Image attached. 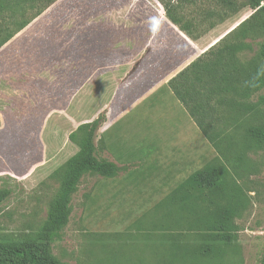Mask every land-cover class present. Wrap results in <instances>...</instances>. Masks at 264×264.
Wrapping results in <instances>:
<instances>
[{
	"label": "crops",
	"instance_id": "obj_1",
	"mask_svg": "<svg viewBox=\"0 0 264 264\" xmlns=\"http://www.w3.org/2000/svg\"><path fill=\"white\" fill-rule=\"evenodd\" d=\"M198 43L157 0H58L0 49V129H39L44 146L65 139L74 157L106 113L97 157L147 166L97 191L159 209L218 156L168 86L204 53Z\"/></svg>",
	"mask_w": 264,
	"mask_h": 264
},
{
	"label": "rangeland",
	"instance_id": "obj_2",
	"mask_svg": "<svg viewBox=\"0 0 264 264\" xmlns=\"http://www.w3.org/2000/svg\"><path fill=\"white\" fill-rule=\"evenodd\" d=\"M14 2L0 1L3 7L0 9V26L12 15ZM191 2L184 4L177 16L182 24L191 22L194 34L202 36L198 40L199 52H206L253 14L246 8L233 16L224 15L217 13L213 0ZM30 16L31 12L18 15L16 22L21 23ZM16 28L10 24L5 33ZM255 52L257 47L245 52L243 60H252ZM243 102L257 104L259 116L242 112L235 127L233 118L236 114L231 110L236 109L211 102L214 113L218 110L216 131L224 134L217 142L221 167L227 170V181L237 183L242 190L244 204L233 220V241L219 258L202 261L203 258L184 257L192 254L201 235L191 230L189 221L178 209H150L129 196L122 198L121 193L117 197H107L97 191L107 179L89 174L82 178L71 197L72 213L68 225L52 245L53 258L61 264H262L264 149L250 141L245 132L248 127L259 124L264 116V90ZM31 126L37 125L32 123ZM65 142L63 139L59 147H48L42 144L39 129L30 132L13 131L8 126L0 129V190L11 192L0 204V241L24 239L42 229L49 206L62 183L60 176L52 177V174L77 151L73 145L64 147ZM12 143L20 146L9 145ZM145 166L147 164L143 162L125 163L122 173ZM131 177L142 179L137 174ZM135 185H138L137 190L133 191H139V183ZM114 198L119 205H113Z\"/></svg>",
	"mask_w": 264,
	"mask_h": 264
},
{
	"label": "trees",
	"instance_id": "obj_3",
	"mask_svg": "<svg viewBox=\"0 0 264 264\" xmlns=\"http://www.w3.org/2000/svg\"><path fill=\"white\" fill-rule=\"evenodd\" d=\"M57 1L15 0L12 15L0 26V49ZM157 1L164 8L168 19L190 40L197 41L202 37L194 34L191 22L182 24L177 16V11L184 4L193 3L191 0ZM213 1L219 14L233 16L246 8L253 14L171 79L168 86L218 156L180 185L167 202L160 206L167 210L178 209L181 216L189 221L191 230L198 231L201 236L192 254L184 257L203 258L202 261L219 258L224 248L231 245L233 220L244 206L242 190L237 183L227 181V170L221 167V152L217 142L224 138V134L216 131L218 110L214 113L211 102L236 109L231 110L236 114L233 118L235 127L238 115L242 112L253 113V117L259 116L257 104L243 101L264 90V0ZM26 12H31L30 18L21 23L16 22L18 15L24 16ZM10 24L17 28L6 34ZM254 47H257V53L253 59L244 61L242 55ZM261 119L259 124L248 127L245 133L250 141L263 150L264 116ZM105 121L106 113L100 114L87 131L85 146L52 174V177L60 176L62 183L49 206L42 229L24 239L0 241V264H61L52 256V245L69 223L71 197L82 178L89 174L110 179L125 170L114 162L97 157L99 145L95 141ZM10 195V190H0V204Z\"/></svg>",
	"mask_w": 264,
	"mask_h": 264
}]
</instances>
